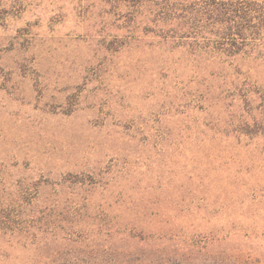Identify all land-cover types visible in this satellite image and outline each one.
I'll list each match as a JSON object with an SVG mask.
<instances>
[{
    "label": "rangeland",
    "instance_id": "1",
    "mask_svg": "<svg viewBox=\"0 0 264 264\" xmlns=\"http://www.w3.org/2000/svg\"><path fill=\"white\" fill-rule=\"evenodd\" d=\"M142 1L0 0V264H264V133L221 94L264 65L211 76Z\"/></svg>",
    "mask_w": 264,
    "mask_h": 264
},
{
    "label": "trees",
    "instance_id": "2",
    "mask_svg": "<svg viewBox=\"0 0 264 264\" xmlns=\"http://www.w3.org/2000/svg\"><path fill=\"white\" fill-rule=\"evenodd\" d=\"M142 2L139 5H142ZM154 2L156 9L151 22L157 32L165 34L159 36L176 43L180 40L182 43L188 37L194 38L196 48L193 54L199 59L204 58L208 62V67L217 68L209 73L211 76H222L223 73L224 77L235 81L238 79L240 81L243 75L244 78H248L249 68L245 71L240 70L236 64L227 62L230 60L235 63L238 58H246L264 65V0H155ZM164 25L172 27L164 30ZM208 94L209 91L203 96V102L207 106ZM221 94L224 95V100L230 98L232 104L237 102V105L244 110L249 109L254 113L251 116L242 115L232 125L231 131L245 137H255L264 133L263 87L253 88L239 82L236 85L230 83L222 89ZM224 103L225 101H218L216 105H224ZM220 122L222 121L215 122V126H221ZM229 128L228 126L227 129ZM215 138L222 141L217 135Z\"/></svg>",
    "mask_w": 264,
    "mask_h": 264
}]
</instances>
